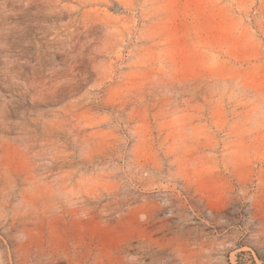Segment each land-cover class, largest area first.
I'll list each match as a JSON object with an SVG mask.
<instances>
[{"label": "rangeland", "instance_id": "rangeland-1", "mask_svg": "<svg viewBox=\"0 0 264 264\" xmlns=\"http://www.w3.org/2000/svg\"><path fill=\"white\" fill-rule=\"evenodd\" d=\"M0 264H264V0H0Z\"/></svg>", "mask_w": 264, "mask_h": 264}]
</instances>
